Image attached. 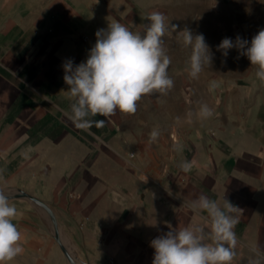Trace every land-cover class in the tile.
Here are the masks:
<instances>
[{
    "label": "crops",
    "instance_id": "crops-1",
    "mask_svg": "<svg viewBox=\"0 0 264 264\" xmlns=\"http://www.w3.org/2000/svg\"><path fill=\"white\" fill-rule=\"evenodd\" d=\"M132 1L0 0V191L25 187L42 199L41 191H46L60 206H69L65 220L90 264H151L154 250L149 241L169 224L177 229L208 227L207 212L189 207L201 194L221 207L227 199L240 208L233 229L236 251L262 250L260 107L247 111L248 106L237 105L232 112L223 111L224 122L218 127L231 130L247 114L253 131L247 138L254 146H235L211 134L144 139L137 144L141 154L136 161L148 179L124 167L126 158L114 148L120 145L116 138L109 144L115 152L86 153L85 132L79 131L84 145L78 144V153L72 154L70 130L76 127L65 114L72 100L65 90L62 61L84 60L95 31L108 23L134 28L142 14L133 9ZM249 97L244 91L242 98ZM118 113L116 109L106 118L117 123ZM231 113L236 114L234 119L228 116ZM71 161H77L78 168L62 170ZM184 161L192 165L187 172L180 167ZM28 176L32 182L26 188ZM9 203L17 209L13 222L21 233L23 251L5 264H66L34 202L13 197Z\"/></svg>",
    "mask_w": 264,
    "mask_h": 264
},
{
    "label": "rangeland",
    "instance_id": "rangeland-1",
    "mask_svg": "<svg viewBox=\"0 0 264 264\" xmlns=\"http://www.w3.org/2000/svg\"><path fill=\"white\" fill-rule=\"evenodd\" d=\"M132 4L137 14H142L135 23V27L130 29L134 32H143L148 23L146 18L153 11L162 12L166 21L179 26L176 30L170 29L169 33L163 37V48L171 61L167 67V74L173 80V86L166 92L154 90L143 94L136 102L137 107L134 113L122 112L118 109L117 123L97 115L90 118L104 119L103 127L97 128L93 125L90 130L77 127L70 130L72 154L78 153L77 145H84L82 141L84 139L86 146L82 148L86 150V153L115 152L113 146L109 144L116 138L120 145L114 148L118 149V154L126 158L124 167L134 169L140 178L148 179L145 168L136 161L141 154L137 144L146 138L149 139L153 129L158 131L155 140H173L179 137L197 136V134H211L217 138H225L235 146H254V142H249L247 138L248 133L253 132L250 123L247 124V114L243 113L240 124L233 123L231 130L218 127L224 122L223 111L232 112V108L237 105L248 106L247 111L260 107V115L264 121V81L255 76L257 66L251 65L246 56H238L237 50L233 48L229 50L226 58L222 57L215 45L223 37L235 38L237 34L250 40L260 28H264V0H133ZM185 26L189 27L194 34L202 33L206 43L215 53L211 65L204 66L197 78H191L188 74L190 48L184 46L182 32L179 31ZM83 38L86 39L85 35ZM212 83L215 87L210 88L209 85ZM244 91L249 92V98H242ZM202 103L208 104L213 109L211 117L199 116V107ZM224 107L225 110H222ZM228 116L234 119L236 114L231 113ZM72 125H74L73 122ZM79 131L81 134L85 132L84 139L78 133ZM74 135L81 140L75 139ZM77 168L78 162L71 161L68 165H64L62 170L68 172ZM24 182L26 188H29L32 181L28 176ZM39 183L42 181L40 180ZM41 194L54 210L60 224V231L62 235L64 233L62 237L65 238L70 249L82 259H87L79 246L76 234L65 220L67 212L71 211L70 207L60 206L46 191H41ZM35 206L39 210L40 219L47 232L58 245L65 263L71 264L57 243L48 222L42 216L40 211L42 207L37 204ZM235 252L236 255L230 264H250L252 260H257L258 264H264V248L255 251L253 249L235 250Z\"/></svg>",
    "mask_w": 264,
    "mask_h": 264
},
{
    "label": "clouds",
    "instance_id": "clouds-1",
    "mask_svg": "<svg viewBox=\"0 0 264 264\" xmlns=\"http://www.w3.org/2000/svg\"><path fill=\"white\" fill-rule=\"evenodd\" d=\"M146 19L148 23L142 33L134 32L118 21L108 23L106 28L95 31V42L84 60L74 63L72 58H66L62 61L65 90L72 100L70 112L65 114L75 127L84 130H90L93 125L103 127L104 119L90 117H108L116 109L134 113L136 102L143 94L154 90L166 92L173 86V80L167 74L171 61L163 48V37L179 26L166 21L159 11L151 12ZM179 31L184 46L190 48L188 74L197 78L204 66L211 65L215 53L202 33L194 34L187 26ZM215 48L225 58L229 50L235 48L238 56H246L251 65L257 66L255 76L264 81V28L250 40L239 34L235 38L225 36ZM209 87H215V84ZM198 114L208 118L213 115V109L202 103ZM157 136L158 131L153 129L150 139L155 140ZM191 166L190 161L180 165L185 172ZM9 200L10 197L0 191V264L23 251L19 243L21 233L13 222L17 209ZM189 207L207 212L208 227L196 225L177 229L169 224L166 231L149 241L154 250L151 264H230L236 255L237 238L233 229L239 220L235 213L240 208L227 199L221 207L203 194ZM250 264H258V261L252 260Z\"/></svg>",
    "mask_w": 264,
    "mask_h": 264
},
{
    "label": "water",
    "instance_id": "water-1",
    "mask_svg": "<svg viewBox=\"0 0 264 264\" xmlns=\"http://www.w3.org/2000/svg\"><path fill=\"white\" fill-rule=\"evenodd\" d=\"M6 195H8L10 198L13 197H26L28 199H30L32 202H34L35 204H37L38 206L44 208L50 215L51 220L53 222L54 225V237L57 241V243L59 244L61 250L63 251V253L65 254L66 258L68 259V261L71 264H90V262L87 259H82L79 257L78 254L74 253L69 246L67 245V243L64 241L61 233H60V224L58 221V218L54 212V210L52 209V207L50 206V204L45 201L44 199L38 197L37 195L29 192L28 190L21 188V187H17L15 191H3Z\"/></svg>",
    "mask_w": 264,
    "mask_h": 264
},
{
    "label": "bare ground",
    "instance_id": "bare-ground-1",
    "mask_svg": "<svg viewBox=\"0 0 264 264\" xmlns=\"http://www.w3.org/2000/svg\"><path fill=\"white\" fill-rule=\"evenodd\" d=\"M43 210H44V211H43ZM42 211L45 212V214H46L48 220H50V222H51L50 224H52V225H51V230L54 231V225H53V222H52V220H51V217H50L49 213H48L45 209H43V208H42ZM60 233H61V235H62V232H61V231H60ZM63 239H64V237H63ZM64 241H65V239H64ZM65 242H66V241H65ZM67 245H68V244H67ZM69 248H70V247H69ZM79 257L81 258V256H79Z\"/></svg>",
    "mask_w": 264,
    "mask_h": 264
},
{
    "label": "built area",
    "instance_id": "built-area-1",
    "mask_svg": "<svg viewBox=\"0 0 264 264\" xmlns=\"http://www.w3.org/2000/svg\"><path fill=\"white\" fill-rule=\"evenodd\" d=\"M132 155H134V152H132Z\"/></svg>",
    "mask_w": 264,
    "mask_h": 264
}]
</instances>
